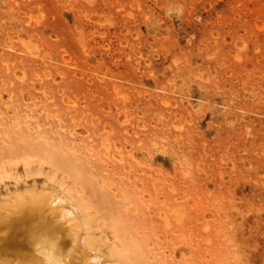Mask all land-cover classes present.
Wrapping results in <instances>:
<instances>
[{
    "label": "rangeland",
    "instance_id": "obj_1",
    "mask_svg": "<svg viewBox=\"0 0 264 264\" xmlns=\"http://www.w3.org/2000/svg\"><path fill=\"white\" fill-rule=\"evenodd\" d=\"M30 191L105 263L264 264V0H0V202Z\"/></svg>",
    "mask_w": 264,
    "mask_h": 264
},
{
    "label": "bare ground",
    "instance_id": "obj_2",
    "mask_svg": "<svg viewBox=\"0 0 264 264\" xmlns=\"http://www.w3.org/2000/svg\"><path fill=\"white\" fill-rule=\"evenodd\" d=\"M26 124L28 125V123H25L24 125L26 126ZM30 126L31 124L28 128ZM23 137H19V139ZM25 138H27L30 142V138L27 136ZM21 140H24L25 142L24 138ZM65 149L66 147L64 150ZM49 151L51 152V150ZM66 154L67 153H65L66 159H68L67 162H74L73 160L75 159L73 158H80L79 156L74 157V154H76L75 152L72 154L73 158L72 156ZM83 165L81 166L82 168L84 167ZM80 171H85L84 173H86L85 168ZM99 176H96V178H94L95 176H92V180L97 179ZM100 178L101 176L98 178V181L101 180ZM101 182L102 181H99V183ZM96 190L97 189L94 187L92 191L96 193ZM98 191L100 193L99 198L101 199L102 204L104 205L109 202L108 200L107 202H104L103 199L105 200V198H108L110 195L107 196V192L103 191V188H98L97 192ZM103 192L106 193L104 194V197ZM110 202L112 201L110 200ZM118 205L120 206V203ZM126 210H128V208H126ZM98 211L100 210L98 209ZM136 219L135 215V220ZM125 225L127 226V223ZM82 227L83 225L78 220V216L72 205H66L62 199L47 192H21L17 194L16 199L12 200L7 196L4 201L0 202V264H70L72 260V253L75 251V248L79 249L83 254H85L83 245L88 248H92L89 244L88 237L83 238L82 241L78 238V231L82 229ZM126 234L128 236V232H126ZM127 240L128 241L125 244H127V246L132 250L136 251L137 254L138 248L140 247L137 244L139 242L133 236L129 237ZM142 249L144 250L143 247ZM85 255L83 264H115L110 262L105 263L104 261H101L99 257H90L87 254ZM150 255L152 256V254ZM132 257L134 260L136 255ZM141 259L145 258L143 257ZM135 261H133L134 264ZM143 261L141 260L140 262ZM130 262L133 264L132 258L130 259ZM136 263L142 264L139 263V259ZM144 263L148 264L147 261H144ZM119 264L126 263L125 261H122V263ZM150 264L153 263L151 262Z\"/></svg>",
    "mask_w": 264,
    "mask_h": 264
}]
</instances>
